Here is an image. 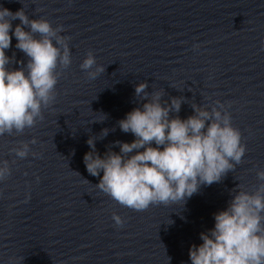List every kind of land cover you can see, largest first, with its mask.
Wrapping results in <instances>:
<instances>
[{"label":"clouds","instance_id":"clouds-1","mask_svg":"<svg viewBox=\"0 0 264 264\" xmlns=\"http://www.w3.org/2000/svg\"><path fill=\"white\" fill-rule=\"evenodd\" d=\"M16 19L21 23L13 30L12 21ZM62 32V26L53 27L43 18L30 19L23 9L13 13L0 7V136L22 134L26 128L34 127L44 118L43 109L55 100L61 75L58 69H67L72 62L68 43L71 37ZM13 36L16 49L28 58L26 64L17 61L15 54L6 55ZM13 63L21 67L10 69ZM80 68L89 79L106 70L97 65L92 51ZM148 87L147 81L136 85L135 96L147 102L118 121L120 130L135 139L114 142L119 153L109 149L101 157L96 139L90 137L87 144L91 151L83 157L91 176L99 177L103 172L96 187L136 211L153 204L183 206L202 185L219 183L246 153L240 130L232 125L231 114L219 100L210 110L208 106L192 104L194 114L181 119L178 113L184 98L171 97L170 103H162V93L150 94ZM114 130L103 129L102 139ZM30 143L35 144V138L10 151L24 159L29 155ZM10 176L9 162L0 161V181ZM256 176L260 183L254 191L237 185L227 208L214 214V228L202 232L203 243L189 249L191 264H264V169L258 170ZM112 218L117 226L125 222L116 213Z\"/></svg>","mask_w":264,"mask_h":264}]
</instances>
